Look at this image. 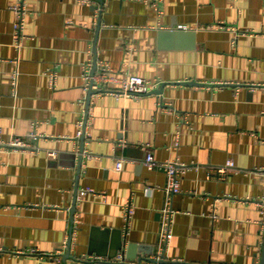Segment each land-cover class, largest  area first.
Returning <instances> with one entry per match:
<instances>
[{
	"label": "crops",
	"instance_id": "crops-1",
	"mask_svg": "<svg viewBox=\"0 0 264 264\" xmlns=\"http://www.w3.org/2000/svg\"><path fill=\"white\" fill-rule=\"evenodd\" d=\"M14 3L0 0V140L33 150H0V264H259L264 0H25L19 52ZM101 68L167 85L125 98L109 82L87 107ZM147 152L186 166L163 250L166 174Z\"/></svg>",
	"mask_w": 264,
	"mask_h": 264
},
{
	"label": "built area",
	"instance_id": "built-area-1",
	"mask_svg": "<svg viewBox=\"0 0 264 264\" xmlns=\"http://www.w3.org/2000/svg\"><path fill=\"white\" fill-rule=\"evenodd\" d=\"M25 0H15V3L11 6V10L14 15V24H13V38L15 39V48L17 52L21 49V33L24 26V19L26 16V6ZM19 57L15 59L13 62L14 64V70L12 71L11 81H12V91L13 94H17V84H18V78H19ZM106 69L101 68L98 74H92L89 76L86 75L87 79V89L88 91L90 89L93 90H106L104 87L108 85V83H113L116 85V90L110 91L111 94H113L115 97H140L144 94H147L154 90L155 84H151L148 80L142 79L138 76L129 75L125 78H117L113 76H106L105 73ZM50 81L49 85L52 89L55 85L56 76L54 74L50 75ZM82 133L79 132L78 136ZM14 149V150H33L32 146L27 143L25 140H23L20 137H12L10 140L6 142H2L0 140V150L4 149ZM145 159L142 163L143 167L147 170H153V169H160L163 170L166 174V184L163 188V191H165V201L163 203L162 210L160 211V231H159V243L164 248V246L167 244L168 240L170 239L172 235L171 231V223L172 218L175 212L170 207L171 198L175 194L180 193V178L182 174H184L186 166L177 161H164L162 163L157 162L154 157H152V154L150 152H147L145 154ZM122 166V161L119 160L115 164L116 170H120ZM232 172H237L235 163L233 160L227 161L222 166H215L214 168L210 169L208 172V177H225ZM86 193H95L101 196L102 200H104L105 196L103 194L97 193L95 191H92L90 189H85ZM134 213V209L129 205L125 207V218L128 220Z\"/></svg>",
	"mask_w": 264,
	"mask_h": 264
},
{
	"label": "water",
	"instance_id": "water-1",
	"mask_svg": "<svg viewBox=\"0 0 264 264\" xmlns=\"http://www.w3.org/2000/svg\"><path fill=\"white\" fill-rule=\"evenodd\" d=\"M100 2H102V0H99ZM99 27H100V24L98 25V29H99ZM160 35H162V33H160ZM181 36H184L183 34H180ZM187 36H189V35H187ZM95 64H96V60H95V62H94V65H93V68H92V70H91V72L92 73H94L93 71H94V69H95ZM174 85H177V84H180V85H195V84H198V83H196L195 81L194 82H177V83H173ZM165 85H167L166 83L164 84H161L160 85V89L159 90H154V91H152V92H150V93H155V94H160V93H162L163 92V86H165ZM213 85V84H212ZM212 85H210V86H212ZM95 92H97L96 90H93V89H90L89 91H88V94H87V98H86V106L88 107V105H89V102H90V99H91V95L93 94V93H95ZM79 141H81V147H80V155H79V161H78V167H80L81 166V162H82V153H83V151H84V133H82L81 134V136H80V138H79ZM74 209V203H73V206H72V212L74 211L73 210ZM263 240H264V236H263ZM260 257H261V259H260V263L259 264H264V242H263V247H262V250H261V254H260ZM66 259H73V257L70 255V252H69V249H68V252L67 253H65V254H63L62 255V261L64 262ZM74 260V259H73ZM152 262H155L156 260H151ZM161 262H163V261H161ZM64 264H65V262H64Z\"/></svg>",
	"mask_w": 264,
	"mask_h": 264
}]
</instances>
